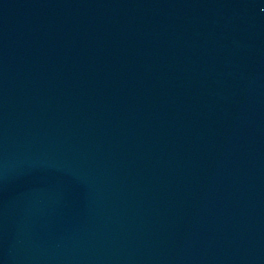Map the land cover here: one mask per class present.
<instances>
[{
    "label": "water",
    "instance_id": "1",
    "mask_svg": "<svg viewBox=\"0 0 264 264\" xmlns=\"http://www.w3.org/2000/svg\"><path fill=\"white\" fill-rule=\"evenodd\" d=\"M0 264H264V0H0Z\"/></svg>",
    "mask_w": 264,
    "mask_h": 264
}]
</instances>
